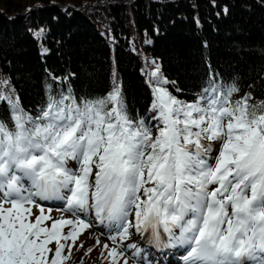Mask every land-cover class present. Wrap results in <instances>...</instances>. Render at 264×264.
Instances as JSON below:
<instances>
[{"label":"snow or ice","instance_id":"1","mask_svg":"<svg viewBox=\"0 0 264 264\" xmlns=\"http://www.w3.org/2000/svg\"><path fill=\"white\" fill-rule=\"evenodd\" d=\"M159 73L147 119L129 116L118 87L99 100L49 96L35 116L10 101L12 126L0 120V264H64L90 227L64 217L48 226L43 207L32 220L35 197L94 211L121 241L130 228L147 232L183 249L182 264H264V101H232L238 90L211 77L196 101H181ZM103 247L118 264L123 254Z\"/></svg>","mask_w":264,"mask_h":264},{"label":"trees","instance_id":"2","mask_svg":"<svg viewBox=\"0 0 264 264\" xmlns=\"http://www.w3.org/2000/svg\"><path fill=\"white\" fill-rule=\"evenodd\" d=\"M157 66L181 101L211 77L238 90L232 101L259 105L264 0H0V120L10 127L17 98L35 116L49 96L99 100L117 87L129 116L147 119Z\"/></svg>","mask_w":264,"mask_h":264},{"label":"rangeland","instance_id":"3","mask_svg":"<svg viewBox=\"0 0 264 264\" xmlns=\"http://www.w3.org/2000/svg\"><path fill=\"white\" fill-rule=\"evenodd\" d=\"M214 142L216 141H211L206 143H211L212 145H214ZM219 147H220L219 144H217L214 147L212 146L213 159L215 158V154L219 149ZM69 164L71 167H76L75 162L70 161ZM34 199H35V205L31 206L32 220H35V218L41 214L40 208L43 207L44 214L50 215L52 218L51 220L45 221V224L48 226L51 225L53 220H57L61 217H64L66 219H73V220L83 219L85 223H88L90 225L89 228L82 231V233L79 235L78 239L76 240L75 245L71 247L69 264H112V260L108 254V250H106L103 246H101L100 243H97V241H95V234L101 235L103 238L111 241V236L113 232H111L108 235L103 234V230L105 229V224H108V221L99 219L95 215L94 211L91 210H87V211L74 210L76 214H73V211H69L67 209L66 202L60 203V200L56 198H50V200L49 199L45 200L40 197H35ZM43 200L46 202H44ZM47 201H51V203H47ZM5 206L9 207L10 205H5ZM64 231L66 233L68 231V228H65ZM129 233L130 235L127 239L121 241L118 238L116 242H113V240L111 241L113 246L108 245L109 249H111L112 247H116L118 252L123 254L122 256H117L118 264H124V260H127L128 264L141 263L138 261L140 259L139 258L137 259L134 256V252H135L134 247L128 248L131 247V245H129L128 247L126 246L128 243H131L132 245H135L136 248H138V246L141 245V239L139 240L140 235H138L137 231L134 228H130ZM117 235L119 237V232ZM67 243L71 244V241H68ZM49 247L52 248L54 252L56 248V244L53 242L52 244L49 245ZM89 249H91V251H89ZM68 253H69V249L66 246L63 254L65 256H68ZM143 255L144 256L146 255L145 257H147L148 254H143ZM181 255H179L178 257L179 261H181ZM49 259H51V254H49ZM174 259L175 258L163 257L162 261H166V260L173 261ZM158 260H159L158 258L155 259L141 258V261L145 262L141 264H158L159 262Z\"/></svg>","mask_w":264,"mask_h":264},{"label":"bare ground","instance_id":"4","mask_svg":"<svg viewBox=\"0 0 264 264\" xmlns=\"http://www.w3.org/2000/svg\"><path fill=\"white\" fill-rule=\"evenodd\" d=\"M65 216V215H64ZM67 216V215H66ZM89 228V227H88ZM163 233L161 232V235ZM140 239H141V245L138 246V248L143 247L144 245H147L149 243H152L154 240L150 237L149 233L144 232V233H140ZM95 241H99V243L101 244V246L107 244L109 246H113V244L111 243V241H109L108 239L103 238L101 235H96L95 234ZM132 245L131 243H128L126 246ZM183 252V249L178 248V247H171V248H166V250L163 253H158L155 254V258H158L159 262L158 264H182V260L181 261H177L176 259H174L173 261L171 260H166V261H162L163 257H168V258H174V255L176 253H180ZM141 263H145L143 261H140ZM173 262H178V263H173ZM139 263V264H141Z\"/></svg>","mask_w":264,"mask_h":264}]
</instances>
